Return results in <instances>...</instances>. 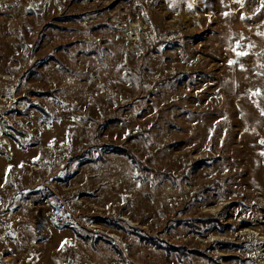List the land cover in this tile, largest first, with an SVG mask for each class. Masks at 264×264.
I'll list each match as a JSON object with an SVG mask.
<instances>
[{"label": "rangeland", "instance_id": "rangeland-1", "mask_svg": "<svg viewBox=\"0 0 264 264\" xmlns=\"http://www.w3.org/2000/svg\"><path fill=\"white\" fill-rule=\"evenodd\" d=\"M0 264H264V0H0Z\"/></svg>", "mask_w": 264, "mask_h": 264}, {"label": "trees", "instance_id": "trees-1", "mask_svg": "<svg viewBox=\"0 0 264 264\" xmlns=\"http://www.w3.org/2000/svg\"><path fill=\"white\" fill-rule=\"evenodd\" d=\"M132 136V135H131ZM114 152L116 153V154H118V153H124L122 150H120V149H114ZM149 170V169H148ZM158 174H159V172H158Z\"/></svg>", "mask_w": 264, "mask_h": 264}]
</instances>
